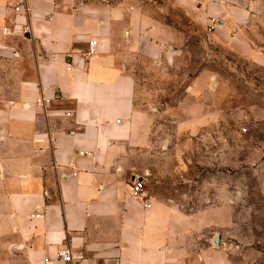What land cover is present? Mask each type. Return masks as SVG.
Masks as SVG:
<instances>
[{
	"label": "crops",
	"instance_id": "0c3cea01",
	"mask_svg": "<svg viewBox=\"0 0 264 264\" xmlns=\"http://www.w3.org/2000/svg\"><path fill=\"white\" fill-rule=\"evenodd\" d=\"M195 37L264 69V0H0V264H64L59 249L72 264H229L209 159L182 148L211 142L226 98L202 90L218 81L205 66H187ZM181 71L188 91L165 110L174 93L153 85ZM133 179L148 208L131 198ZM197 182L200 206L185 211L176 197L193 192L179 187Z\"/></svg>",
	"mask_w": 264,
	"mask_h": 264
},
{
	"label": "rangeland",
	"instance_id": "374dc122",
	"mask_svg": "<svg viewBox=\"0 0 264 264\" xmlns=\"http://www.w3.org/2000/svg\"><path fill=\"white\" fill-rule=\"evenodd\" d=\"M195 38V44L185 57L187 66L196 71L205 66L217 76L218 81H210L207 90H202L208 93L224 91L226 98L222 101L219 117L213 119L214 128L208 131L207 137L204 136L211 142L194 137L186 143L188 147H182L184 156L194 163L209 159L208 166L202 172L205 178L209 174V181L205 185L211 192L209 202L211 205L217 204V193L221 190L223 198L220 201H225L228 208L225 214L227 226L219 236L228 263L264 264V69L252 66L246 57L224 44L204 45L206 37ZM134 67V75L139 81L142 73L138 63ZM185 73H175L177 83L164 81L153 85L158 91L174 93L158 101L165 110L167 107L174 108L188 91ZM169 74L174 75L171 70ZM134 106L144 108V101L136 99ZM169 122L175 123L164 120L163 124L167 127L161 132L165 137L174 133ZM218 159H221V165H218ZM200 170L194 169L189 173L200 176ZM198 184L189 189L179 187L181 194L193 192L188 199L176 197L185 211L200 206L195 203L194 195V190L202 189ZM170 193H166L167 199Z\"/></svg>",
	"mask_w": 264,
	"mask_h": 264
},
{
	"label": "built area",
	"instance_id": "2783aa9c",
	"mask_svg": "<svg viewBox=\"0 0 264 264\" xmlns=\"http://www.w3.org/2000/svg\"><path fill=\"white\" fill-rule=\"evenodd\" d=\"M103 2H110L112 0H101ZM22 7V4H19L18 6L13 7L14 12H18L20 8ZM25 13L28 12L26 8H24ZM35 105L40 108H44L46 105V100L43 97H40L36 100ZM66 117H69V114L65 115ZM244 130L242 129V133ZM71 135L74 133L71 132ZM129 190H130V196L131 198L143 205L144 207L148 208L149 207V198L146 194V192L143 190V185L142 182L139 180L133 179L131 183L129 184ZM56 259L64 264H72L73 258L71 255V252L69 249H59L56 251Z\"/></svg>",
	"mask_w": 264,
	"mask_h": 264
}]
</instances>
